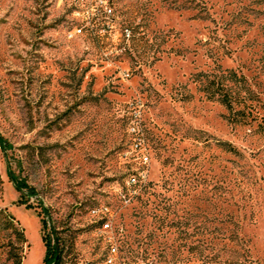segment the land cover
<instances>
[{"label":"rangeland","instance_id":"rangeland-1","mask_svg":"<svg viewBox=\"0 0 264 264\" xmlns=\"http://www.w3.org/2000/svg\"><path fill=\"white\" fill-rule=\"evenodd\" d=\"M0 138V264H264V0H0Z\"/></svg>","mask_w":264,"mask_h":264},{"label":"trees","instance_id":"trees-1","mask_svg":"<svg viewBox=\"0 0 264 264\" xmlns=\"http://www.w3.org/2000/svg\"><path fill=\"white\" fill-rule=\"evenodd\" d=\"M222 101L227 109H231V104L228 99L223 96ZM0 145H4V141L0 138ZM231 149V148H230ZM233 151V150H230ZM23 186V185H22ZM16 190H19L20 187L16 184L15 186ZM44 214V212H43ZM4 228L6 231L10 232V235L5 238V247L7 251V259L11 261L12 264H21V258L19 255L20 248L16 246V244L21 245L24 240L21 233L14 227L12 224V221L10 218H4ZM42 229L45 227V223L42 220ZM11 236L14 237L16 244L11 242ZM45 247V253L43 258V264H65L64 257L67 255L64 254V250L60 241V238L58 236H55L54 241L52 244L45 242L44 239H42ZM4 244V242L2 243Z\"/></svg>","mask_w":264,"mask_h":264},{"label":"built area","instance_id":"built-area-1","mask_svg":"<svg viewBox=\"0 0 264 264\" xmlns=\"http://www.w3.org/2000/svg\"><path fill=\"white\" fill-rule=\"evenodd\" d=\"M104 13L107 14L108 16L111 14V10L108 7H104ZM77 34H79L81 32L80 29H77L75 31ZM126 36H128V34H126ZM132 132H134V129H131ZM139 143H134L132 145V152H136L138 151V145ZM141 155H140V160L146 164L148 161V158L142 153V151H140ZM139 159V158H138ZM146 183V174L143 171L137 172L135 174L130 175V177L128 178L126 185L127 186H143Z\"/></svg>","mask_w":264,"mask_h":264}]
</instances>
